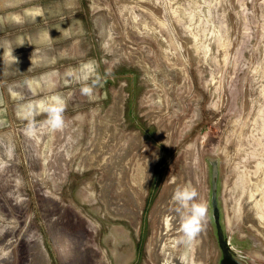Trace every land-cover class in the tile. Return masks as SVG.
<instances>
[{
    "label": "rangeland",
    "instance_id": "1",
    "mask_svg": "<svg viewBox=\"0 0 264 264\" xmlns=\"http://www.w3.org/2000/svg\"><path fill=\"white\" fill-rule=\"evenodd\" d=\"M88 60L94 99L65 75ZM173 184L208 207L190 244ZM165 245L264 264V0H0V264H161Z\"/></svg>",
    "mask_w": 264,
    "mask_h": 264
},
{
    "label": "clouds",
    "instance_id": "2",
    "mask_svg": "<svg viewBox=\"0 0 264 264\" xmlns=\"http://www.w3.org/2000/svg\"><path fill=\"white\" fill-rule=\"evenodd\" d=\"M65 75L74 77L82 86V95L94 99L99 88L104 86V81L108 73L102 75L99 72V64L95 60H88L81 64L78 69L69 68ZM27 83V81H26ZM65 110V101L59 96H53L48 102L46 111L48 113L47 125L53 130L64 127L62 113ZM28 135H35L33 124L28 125ZM198 192L191 185L177 187L172 195V200L178 207L175 209L180 216V229L186 243H191L203 230V225L207 218V204L198 200Z\"/></svg>",
    "mask_w": 264,
    "mask_h": 264
},
{
    "label": "bare ground",
    "instance_id": "3",
    "mask_svg": "<svg viewBox=\"0 0 264 264\" xmlns=\"http://www.w3.org/2000/svg\"><path fill=\"white\" fill-rule=\"evenodd\" d=\"M172 188H173V190H175L177 187L173 184V186H172ZM124 193V192H123ZM159 242V241H158ZM162 246V245H161ZM167 248L168 249H170L169 248V246L167 247V245H165V246H163L162 248H161V252L163 253V256H162V263L161 264H184V262L183 263H181V261H180V257H176L175 255H173V252H168L169 250H167ZM177 255V254H176ZM182 258V257H181ZM196 262V261H195ZM197 263V262H196Z\"/></svg>",
    "mask_w": 264,
    "mask_h": 264
},
{
    "label": "flooded vegetation",
    "instance_id": "4",
    "mask_svg": "<svg viewBox=\"0 0 264 264\" xmlns=\"http://www.w3.org/2000/svg\"><path fill=\"white\" fill-rule=\"evenodd\" d=\"M219 250L221 252L220 257H223L225 259V264H239V262H237L233 255L230 254L228 251H225L224 249L221 250V248H219Z\"/></svg>",
    "mask_w": 264,
    "mask_h": 264
},
{
    "label": "trees",
    "instance_id": "5",
    "mask_svg": "<svg viewBox=\"0 0 264 264\" xmlns=\"http://www.w3.org/2000/svg\"><path fill=\"white\" fill-rule=\"evenodd\" d=\"M224 260H225V259L222 257L221 260H220V263H221V264H225V261H224Z\"/></svg>",
    "mask_w": 264,
    "mask_h": 264
},
{
    "label": "crops",
    "instance_id": "6",
    "mask_svg": "<svg viewBox=\"0 0 264 264\" xmlns=\"http://www.w3.org/2000/svg\"><path fill=\"white\" fill-rule=\"evenodd\" d=\"M5 150H6V151H9V150H10L9 146H8L7 148L5 147Z\"/></svg>",
    "mask_w": 264,
    "mask_h": 264
}]
</instances>
